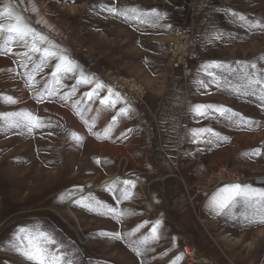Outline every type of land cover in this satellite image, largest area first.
Masks as SVG:
<instances>
[{"label":"rangeland","instance_id":"obj_1","mask_svg":"<svg viewBox=\"0 0 264 264\" xmlns=\"http://www.w3.org/2000/svg\"><path fill=\"white\" fill-rule=\"evenodd\" d=\"M5 5L48 35L76 68L54 78L53 60L30 87L26 74L38 57L26 61L17 43L0 52V114L31 113L42 124L29 132L23 122L8 127L21 117H0V264H29L10 242L19 228L36 224L54 230L74 264H188L183 246L194 251L195 264H264L257 208L237 202L217 214L209 205L229 184L264 187V106L230 90L244 83L240 62L264 71V27L238 19L264 22V0H0V10ZM110 8L165 15L137 20L129 12L125 19ZM186 36L196 42L187 67H175L168 47ZM81 73L90 83H78ZM97 83L104 87L89 99ZM109 88L120 95L115 108L100 103ZM196 104L223 105L256 123L236 126L218 113L197 117ZM121 106L129 116L119 115ZM200 128L220 136L193 143L191 131ZM123 180L135 187L118 200ZM96 200L127 214L116 220L98 214L103 208L82 206ZM158 219L159 239L140 244ZM114 232L121 238L103 234Z\"/></svg>","mask_w":264,"mask_h":264},{"label":"snow or ice","instance_id":"obj_2","mask_svg":"<svg viewBox=\"0 0 264 264\" xmlns=\"http://www.w3.org/2000/svg\"><path fill=\"white\" fill-rule=\"evenodd\" d=\"M109 11L123 16L125 19L129 18V12L132 14V17L139 20L142 16H151L155 19H163L165 14L160 13L157 9L153 8L150 13H144L136 8H132L126 11L117 12L115 8L108 9ZM235 15V14H234ZM7 16L11 21L8 24L0 23V35L4 36L2 42H0V52L5 50L11 51L10 44L17 43L23 46L26 51L19 54L22 57L26 58V61H31L34 56L38 57L39 63L33 66V70L30 73L26 74V80L28 85L34 86V73L37 70H41L46 64L55 60V70L52 73V76L55 78L58 73L64 75L71 74L75 71V62L70 60L67 55L64 54L57 44L49 38L48 35L37 30L31 25V22L26 20L24 17L14 13V11L5 5L2 10H0V17ZM239 21L248 23L251 27H264V22L255 21L249 22L246 17L239 15ZM6 33V35H4ZM219 35V34H218ZM240 70L243 72V75L240 77L244 83L242 85H232L230 84V90L236 95L256 96L257 100L261 102L264 106V71L257 68V63L255 62H240ZM27 67V63L22 65ZM213 67H220L219 64L215 62L212 65ZM207 69V65L204 66ZM247 69H251L248 71ZM235 71V70H233ZM209 76H212L213 82H217L216 76L213 73H208ZM78 83L88 84L90 83L89 79L81 73V77L78 80ZM204 86V82H200ZM104 85L97 83L95 89L86 93L91 99L94 95V92L98 89L103 88ZM47 91V89H45ZM109 97H103L100 99L102 105H107L109 107L115 108L118 103H121L119 93H113L112 89H108ZM111 97V98H110ZM0 99H5V97L0 94ZM7 102L15 103V98L7 97ZM130 108L127 106H121L118 110L119 115L129 116ZM192 112L195 116L201 118H209L213 114L218 113V117H223L227 122L236 125H250L256 123L255 121L250 120L249 118L243 116L240 113L235 112L234 110L227 108L223 105H211V104H196L192 106ZM0 117H21L22 120L16 122H10L8 127L19 128L23 122L24 127H27L28 131L31 132L33 127H41L42 124L39 121V118L35 117L31 113H5L0 114ZM117 119L116 116L113 117V122ZM87 123V121H86ZM107 133V130H106ZM215 136L219 138L220 134L216 133L210 128H200L193 129L191 131L192 142L193 143H211L210 139L207 137ZM75 136V134H74ZM76 139L80 137L75 136ZM226 139V138H225ZM259 150H254L252 155H258ZM114 184L117 182H113ZM124 185V188L121 190L120 197H117L118 200L129 199L131 196L130 188L135 187V181L132 180H123L118 181ZM109 191H114V188H109ZM71 195V194H70ZM237 202H243L244 205L257 208V215L264 217V187H253L249 184H229L219 189L215 193L209 205L213 208L217 214L223 213L226 209H231L236 205ZM79 203V201H78ZM89 208V210L95 211L96 209L103 208L104 213L98 214H108L112 216L113 219L120 220L127 213L117 209L112 205H106L104 202L96 200L94 205L89 203L87 205H82ZM246 220L249 219L247 215L244 217ZM260 222H264L262 219ZM162 221L160 219L156 220L151 227V235L145 236L139 243L146 244L149 240L159 239L158 230ZM143 225H139L137 230ZM104 235L111 236L115 239H120L119 233H103ZM13 249L22 255L29 264H74V261L71 257L67 255L66 245L62 241L57 240L54 230H45L39 224L33 225L31 228L21 227L18 229L13 240L10 242ZM137 255L141 254L140 248L137 247L134 249Z\"/></svg>","mask_w":264,"mask_h":264},{"label":"built area","instance_id":"obj_3","mask_svg":"<svg viewBox=\"0 0 264 264\" xmlns=\"http://www.w3.org/2000/svg\"><path fill=\"white\" fill-rule=\"evenodd\" d=\"M194 41L196 42V39H194L193 37L191 38L189 36H186L184 39H181V41L176 40L169 45L168 53L170 54L171 63H173L175 67L186 66L184 58L188 56L191 45L193 44L192 42ZM185 72H188L186 73L187 76L191 75V71L188 70L187 68L185 69ZM111 83L114 87L119 85V83L116 81H111ZM187 248L189 249L191 255L187 254L186 251ZM181 253L186 257L188 264L196 263L193 258L194 251L190 249L188 246H183L181 249Z\"/></svg>","mask_w":264,"mask_h":264},{"label":"bare ground","instance_id":"obj_4","mask_svg":"<svg viewBox=\"0 0 264 264\" xmlns=\"http://www.w3.org/2000/svg\"><path fill=\"white\" fill-rule=\"evenodd\" d=\"M105 182H106V184H107L108 181H105Z\"/></svg>","mask_w":264,"mask_h":264}]
</instances>
